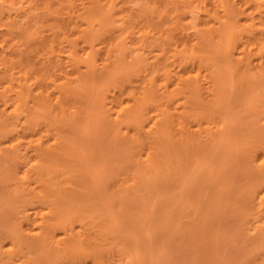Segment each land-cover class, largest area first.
Here are the masks:
<instances>
[{
	"label": "rangeland",
	"instance_id": "374dc122",
	"mask_svg": "<svg viewBox=\"0 0 264 264\" xmlns=\"http://www.w3.org/2000/svg\"><path fill=\"white\" fill-rule=\"evenodd\" d=\"M38 1L34 6L28 4V1L19 2L15 5L18 7L17 10L16 8L8 10L9 5H4L8 2L1 1L4 6L0 3V11L2 12L0 25L14 22V24L23 28L22 32H13V35L11 33L10 35L3 34L6 33L8 25L0 26V56L4 53L13 59L15 58V60L24 58L23 61L30 64V67L29 65L27 67L31 70L32 68L39 69L37 71L32 70L33 73L43 76L34 85L31 91L32 95L36 93L39 83L44 86V89L48 88L52 91V85L47 83L49 72L55 73V77H53L56 78L58 73L63 77L65 76L64 73L68 74L71 71L66 59H64L67 51L64 37L75 39L76 36H80L79 31L69 34L72 29H75V31L78 29L88 30L90 18L87 8L95 0H71V6L68 0ZM96 1L100 4L112 1L114 5L112 9L114 13L110 17V14L107 15L109 18H105L106 21L104 20L103 25L100 23V26L96 23L94 27L95 31L97 29V33H100L97 34L99 36L94 48L98 49L99 58L109 55L110 70L108 69L107 74H98L101 76L97 78L92 86L84 85L76 80L74 73L72 75L71 71L70 74L74 77H72L74 81L71 82V85L76 96L96 97L105 101L107 105H109L111 98L126 101L127 89L136 87V84L138 86L140 77L150 74L151 65L147 66V69L140 68V70H137L136 75H129V72L135 70L141 59L153 61L154 59L163 60L164 58V60H169L170 56L168 55L171 53L172 47H175L181 41H185V39L188 43L193 42L194 30L199 26L200 17L197 21L191 20V16L194 13L199 16L202 15L201 17L204 15L203 4L197 0H192L190 3L187 0L186 2L183 0ZM232 1L239 6L243 4L242 0ZM35 5L38 9L35 8ZM99 19L100 16L96 20ZM128 24L130 31H128ZM51 28H56L58 32L49 41ZM142 31L144 32L142 33ZM126 34L128 37L125 42L115 43L117 38ZM138 36L142 39L144 37L143 49L137 48V44L140 42ZM3 37L6 40L1 42ZM42 39H44L43 42ZM50 44L55 49V53L62 55H60L63 58L62 72L57 69L59 67L51 68L50 71H48L49 68L47 70L45 68L48 67V64L45 66L46 62L43 61ZM81 45L84 48L83 42L79 39L77 52L79 53L78 56L83 58V48L81 50V47H79ZM82 58L79 61L84 62ZM101 65L99 64V67ZM175 67L177 66H173L174 70H180L179 67ZM78 68L83 72L85 64L79 62ZM0 69H3L2 65H0ZM203 71H206L205 66L200 69V72H202L201 76L203 75L201 77L202 81L207 86L208 83L204 79L203 73L205 72ZM97 72H100V69ZM137 73L139 74L137 75ZM253 73L256 77V73ZM253 73L251 77L254 79ZM127 77H129L128 83H125ZM112 82H115V85ZM224 85H226V88H224L225 93L229 94H226L227 98L232 96L235 98L234 103H232V110L225 117L228 128L225 141L221 142L220 145L205 146L204 149L200 150L199 159L191 155L186 161L177 163L172 159L173 157L157 162L156 167L144 175L143 181L141 180L142 183L137 184L138 186L133 184V165H135V162L125 160L124 155L126 152L123 150V146L118 144L119 140L125 137L123 129L119 131L117 126H109L107 118L103 117L101 107H96L98 111H95L94 107L95 110L91 111L92 114L86 115L81 112L80 103L75 101L74 106L71 107L74 113L69 115L66 112L63 116L61 114L57 116L55 115L56 109L53 106L48 105L46 110L42 106L41 108L45 111L40 108L37 109L36 106L34 107L32 96H30L29 110L33 114L37 109V113L33 115L29 113V116H27L30 112L28 111L24 116L23 114L18 115L19 118L6 113L0 119L2 121L3 118H6V122L5 120L3 123L0 122V126L3 127L0 128L3 131L5 130L4 135L8 132L5 135L6 137L0 136V161L3 160V163L0 162V177L3 180L2 173L4 174L7 168V161L4 159L7 149L5 147V152H2L1 148L11 144L9 143L10 139L15 135L13 131L17 130L22 135L27 130L25 136L21 137L23 140L21 139V143L17 145L16 150H19L16 154L20 155L19 158L21 162L23 161V167L30 169V167H34L32 162L36 158V150L33 142L30 144L26 141L37 137L40 133L43 134L45 140L51 139L56 131L59 132L60 130L61 132V130H64L69 137L70 152L74 159V171L70 175H75L72 181L78 178L80 182L79 185H76L70 179V183L68 180L62 184L59 183V188L62 189L65 186L64 189L66 187L72 189V186H74L73 188L78 191V194H75L80 196L79 198H71L72 193L68 194L70 198H66L64 195L65 202L62 199L60 200L65 203H63V206L70 214H89L87 218L89 228L87 230L95 238L94 241L100 242L102 249L107 250L109 248L112 251H110L111 253H114L117 247L125 249L123 254V258H125L122 264H264V242L262 244L257 242L258 239L255 240L257 234L250 227L251 221H248L251 217L250 214L253 213V206L250 203L252 202L250 198L252 195L248 194L251 190L253 194L257 188L255 186L256 176H253L256 175L252 168L253 164H251V161L247 162V148L254 142L253 130L255 131V129L252 126L257 128L256 126L261 125L264 120L259 119L258 123L260 124L257 125V121L252 118V121L256 122V125H253L254 123L250 119L252 115H249L248 112L250 106H252H249V99L243 101L242 98L235 97L231 85L229 83ZM92 89H95L96 92ZM3 108L4 105L0 102V110ZM47 108L51 113L48 112ZM148 114L150 115L151 111ZM27 119H29V123ZM37 119H40L38 120L39 124ZM7 121L9 123L11 121L13 124L8 125ZM5 124L7 128H5ZM212 126L214 127V124ZM28 127L29 130L26 129ZM32 128L37 132L31 133ZM10 130L11 133H9ZM114 140H117V142ZM22 145L23 147H21ZM7 148L9 149V147ZM4 167L5 170L3 171ZM249 170L253 174L249 173ZM1 178L0 231L4 221V223L8 221L6 223L8 226L9 223L16 222L18 224L21 221L24 228L25 223L22 221L20 212H30L32 208L29 207L30 205H21L23 203L21 200L25 198V195L20 197H24L23 199H18L19 197L15 199L12 195L14 188H12L13 191L10 189L13 186L2 181ZM32 186H34V183H32ZM55 189H58V187L56 186ZM51 196L53 195L49 197L51 198ZM60 196L62 198L63 195ZM54 197L57 198L58 194L53 196L52 199ZM247 199L250 201H247ZM15 200H18V202L20 200L21 203L18 204ZM245 203L249 204L246 205ZM4 213L5 215H3ZM247 213L250 216L249 218L246 217ZM14 215L21 217L18 216L15 220ZM257 215V218L260 217L259 212ZM77 227H79L78 224L75 225V228ZM4 229L0 234H3ZM107 252L109 251L107 250ZM117 258L113 257L114 264L118 262ZM86 264H91V262Z\"/></svg>",
	"mask_w": 264,
	"mask_h": 264
},
{
	"label": "bare ground",
	"instance_id": "6f19581e",
	"mask_svg": "<svg viewBox=\"0 0 264 264\" xmlns=\"http://www.w3.org/2000/svg\"><path fill=\"white\" fill-rule=\"evenodd\" d=\"M1 1L8 2V4L4 3V5H9V8L7 7L8 10L12 8H16L17 10L18 7L15 5L22 1H28V4L31 6L39 2L38 0H0V3ZM95 1L87 8L90 18L87 27L88 32L85 29H78L76 31L72 29V33L70 31L69 34H74L79 31L80 36H76L75 39L64 37L67 46L64 59H66V63L72 72L69 71L68 74L64 73L65 76L63 77L58 73L56 78H54L55 73L49 72L47 83L52 85V91L48 88L44 89V86L39 83L37 85V91H35L36 93L33 96L31 91L36 82L43 76L39 74V78V75L33 73L32 70L35 68L31 70L29 68L30 64L23 61L24 58L15 60V58L13 59L4 53L1 54L0 65H2L3 69H0V102L3 103L4 108L0 110V119L6 113L7 115L18 118L21 114L23 116L26 115L30 111L28 102L31 98L34 107L36 106L37 109L40 108L43 110L41 108L43 106L46 110L48 105L53 106L56 109L55 115L57 116L58 114L63 116L66 112L69 115L74 113L71 107L74 106L75 101L80 103V110L86 115L92 114V110H95L96 107H101L103 117L107 118L109 126L111 125L112 127L115 125L119 131L123 129L125 137L120 139L118 144L122 145L123 150L126 152L124 155L125 160L135 162V165H133V184L135 186L142 183L141 180L143 181L142 178L144 175L154 169L157 162L173 157L172 159L177 163L179 161H186L191 155L199 159L200 150L204 149L205 146L220 145L221 142L225 141L228 130L225 117L232 110V103L235 101L233 96L227 98L229 94L224 91V88H226L225 83L231 85V90L235 92V97L242 98L243 101L249 99V106L252 105L248 110L249 115H252V117L250 116L251 122L254 123V121H257L258 125L260 124L258 123L259 119L264 120V0H242L243 6L241 4L240 6L236 5L232 0H197L203 4L204 15L201 17L202 15L199 16L196 15L197 13H194L191 16V20H197L200 17L199 26L194 30V41L188 43L186 41L187 39H185V41H181V43L172 47L173 49L168 55L170 56L169 60H164V58L163 60L154 59L153 61L141 59L138 64L136 63V67L134 66L135 70L130 71L129 75H136L137 70H140V68L147 69V66L151 65L150 74L143 73L145 75L140 77V84L138 86L136 84V87H129L127 89L126 101L111 98L109 105L102 99L100 101L96 97L76 96L74 94L75 91L73 93L71 85L75 77L82 84L92 86L99 76L107 74L110 70L109 66H111V62L109 55L104 58H99L98 49L94 48V44L99 36L97 35L99 32L97 33V29L95 31L94 27L96 23L101 26L114 13L112 12L114 5L112 1L102 4L98 1L95 3ZM183 1L186 2V0ZM187 1L190 3L192 0ZM68 3L70 6L72 5L71 0H68ZM1 5L3 4L1 3ZM36 6L35 8H37ZM108 14H110L109 17L107 16ZM1 15L2 12L0 11ZM96 16L97 18L100 16L101 20H96ZM1 25H8L6 27V33L3 34L11 33L13 35V32L23 30L21 26H17L14 22L3 23ZM50 30L51 38L49 41L58 32L56 28H51ZM128 31H130V27ZM138 32L136 33L138 34ZM119 34L118 36H120ZM127 37V34L121 36L116 39L115 43L125 42ZM79 39L84 45V48L82 45L79 46L81 50L83 48V58L79 57V53L77 52ZM143 39L142 37L139 38L140 42L137 44L138 49L144 48ZM5 40L6 38L3 37L1 42ZM43 41L44 39H42ZM54 50L52 44H50L49 49L45 52L46 56L43 61L46 62L45 66L48 64V67L45 68L46 70L49 68L48 71H50L51 68L59 67L57 69L62 72V55L57 52L55 53ZM80 58L84 62L79 61ZM99 60L100 62H98ZM78 61L85 64V70L83 72L78 68ZM99 64L102 65L99 67ZM28 65L29 67H27ZM173 66L179 67L180 70H174ZM204 66L206 67V71H203L205 72L203 74L205 76L204 79L208 83L207 86L204 85L203 79L201 78L203 75L201 76L202 72H200V69ZM99 69L100 72H97ZM250 71L256 73V77L253 73L254 79L251 77L252 73ZM70 72L71 74L74 73L75 76L73 77V74L71 75ZM128 79L129 77L126 78L125 83ZM112 84L115 85V82H112ZM30 96L32 97L30 98ZM36 110L33 114L37 113ZM95 111H98V108ZM149 111H151L150 115L148 114ZM29 113L31 111L28 112L27 116H29ZM8 118L10 117L8 116ZM252 118L254 121H252ZM3 119L5 120L6 118ZM250 119L248 118V121ZM4 120H0V122L3 123ZM38 120L40 119H37L39 124ZM34 121L36 122V120ZM255 123L253 125H256ZM10 124L12 125L13 123L10 121L8 125ZM212 124H214V127ZM261 125L256 126L257 128L252 126L255 129V131L253 130L254 142L247 148V162L251 161V164H253L252 168L255 171L254 174H256L253 176H256L255 181L257 183L255 182V186L257 190L253 194L251 190L248 194L252 195V197L250 196L252 199L250 203L253 206V213L249 214L251 217L253 216V220L248 213L246 217H250L249 219L251 220L247 218L248 221H251L250 227L260 237L256 235L257 238L255 236V240L257 241L258 239L257 242L263 244L264 121ZM0 127L3 128L2 125ZM29 127L26 129L29 130ZM31 127L33 126L31 125ZM5 128H7L6 124ZM48 130L50 129L48 128ZM2 131L3 129L0 131V136L6 137L5 135L8 132L6 131L7 133L5 132L6 134L4 135L5 130ZM12 131L10 130L9 133ZM13 132L15 135L11 139L9 138V143L11 144L1 148L2 152L6 149L9 152L7 150L6 152L4 151L7 168L6 170L5 167L2 169L3 171L5 170L4 174L2 173L3 180L0 178L2 181L13 186L9 188L11 190L14 188L12 195H14L15 199L18 197V199H23L25 197L21 200L23 203L19 200L21 205H30L29 207L32 209L30 212H25L24 210H22L24 211L23 213L20 212L22 221L25 223L24 228L23 222L21 223L20 221L21 218H19L20 222L18 221L20 224L14 222L12 224L9 223L8 226L6 224L8 221L6 223H4L5 221L3 222L1 231L5 229L3 234H0V264H86L88 262H91V264H114L113 257L117 258V256L118 262L115 263H124L125 257L123 258V254L125 253V249L123 247H117L114 253H111V249L109 250L107 248L109 251L107 252V250H104L105 248L102 249L103 247L100 246V242L94 241L95 238L87 230L89 228L87 224L88 213L84 215L80 213L82 216L79 214H70L66 211L65 206H63L66 200L63 198L64 195L66 198H79L80 196L76 195L78 191L73 188L74 186H72L73 190L70 187L64 189L65 186L62 189L59 188V183H65L67 180L69 182L70 179L76 185H79L80 182L78 178L72 181L75 175H70L74 171V159L70 152V140L67 132L65 131V133L64 130H61V132L60 130L59 132L56 131L51 139L46 140L43 138V134L40 133L35 138L25 140L26 142H30V144L33 142L36 150V158L33 162L31 161L34 167H30V169L23 167V161L21 162L19 158L20 155L18 156V153L16 154L19 150H16L18 148L17 145L21 143V139L23 140L21 137L25 136L27 130L22 135L17 130ZM32 132L37 131L32 128ZM50 134L52 133L50 132ZM114 141L117 142V140ZM0 162L3 163V160ZM249 173H252V171L249 170ZM32 183H34L36 188L32 186ZM56 186L58 189H55ZM57 194V198L59 199L55 197L52 199ZM68 194L75 196L71 195L68 197ZM23 195L25 196L20 198ZM50 195L53 196L50 198ZM60 195H63L62 198H60ZM58 200H60V203ZM15 201L18 202V200ZM247 201L250 200L247 199ZM245 204L247 205L249 203ZM255 211L256 213H254ZM258 212L260 217L257 218ZM18 216L14 215L16 217L15 220ZM76 224L79 227L75 228ZM10 226L12 227L10 228Z\"/></svg>",
	"mask_w": 264,
	"mask_h": 264
}]
</instances>
